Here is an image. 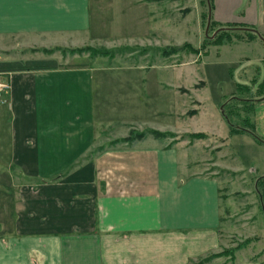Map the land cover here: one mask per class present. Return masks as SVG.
Here are the masks:
<instances>
[{
  "label": "crops",
  "instance_id": "crops-1",
  "mask_svg": "<svg viewBox=\"0 0 264 264\" xmlns=\"http://www.w3.org/2000/svg\"><path fill=\"white\" fill-rule=\"evenodd\" d=\"M211 1L215 30L242 31L209 44L200 65L103 68L113 56L78 50L134 38L123 45L161 47L149 43L167 40L197 51L206 38L202 21L145 20L152 26L136 33L144 20H134L121 34L91 18L90 0H0V74L9 83L0 99V264H191L219 252L224 212L216 168L229 169L219 160L227 153L264 167V56L242 55L212 69L201 64L211 53L231 56L237 45L258 43L264 52V20H257L264 0H249L240 19L233 14L241 0ZM162 2L172 8L177 0H131L142 8ZM212 82L227 88L206 110ZM180 93L197 104L194 112L183 111ZM118 127L219 142L98 140ZM253 248L264 242L226 262L199 264H264V252Z\"/></svg>",
  "mask_w": 264,
  "mask_h": 264
},
{
  "label": "rangeland",
  "instance_id": "rangeland-1",
  "mask_svg": "<svg viewBox=\"0 0 264 264\" xmlns=\"http://www.w3.org/2000/svg\"><path fill=\"white\" fill-rule=\"evenodd\" d=\"M249 0H241L243 7L239 8L234 14V19H240L245 14V7L248 6ZM131 0H90V8L92 12L93 20H99L102 26L109 28L112 30V27L120 30L121 34H123L122 26L123 24H134V20H144L141 23V28L136 25V33L144 32L148 27H151V24L145 25V20H191L192 22H197L198 20L202 21L203 28L206 38L204 41V45L197 51L191 49L190 46L180 42L178 47L166 45L167 40H162L154 42L151 40L149 45H157L161 42V47H138V46H124L123 44L133 43L134 41H138L132 38L130 41L125 39V42L117 47V48H107L108 46L103 45H86L78 50V52L83 51L86 53H90V56L104 57V56H96L97 52H112L113 59L103 62H100L101 67H117L122 66L123 64H135V63H143L148 65H171V64H182L188 63L192 65H200L201 57L204 54L203 50H206V47L209 44L213 43V40L219 38L218 41L222 42L225 38L224 35L230 37V31L223 29H216V26L211 22L207 25L206 20H208V16L211 20V10H212V1L211 0H177V3H174V7H170L169 3H158L157 5L149 4L145 8L137 7ZM177 4V6H176ZM177 8L179 11H177ZM262 9V14L257 18V20H264V12L263 6L260 5ZM229 20H232L229 18ZM208 28V29H207ZM207 29V31H206ZM145 30V31H146ZM134 31V30H131ZM130 31V32H131ZM108 33V32H107ZM110 32L109 34H111ZM127 33V32H126ZM242 34V33H238ZM164 37V36H163ZM190 36H186L187 41L192 44H196V41L189 38ZM221 38V39H220ZM127 41V42H126ZM178 40L174 43H179ZM263 39L259 42V44H263ZM148 43V42H147ZM135 44H139V42H135ZM165 44V45H164ZM258 44V43H256ZM251 44L249 46L237 45L233 48V52L231 56L221 55L218 59L212 55L207 58V60L203 61L201 66L204 68H214L216 65L230 64L240 56H248L249 58H257L264 56V52H259L258 45ZM105 45V44H104ZM141 45V44H140ZM113 47V46H112ZM264 51L263 48H261ZM200 52V53H199ZM264 59V58H263ZM235 60V61H236ZM262 68V76L264 75V61ZM211 68V69H212ZM200 86H196L199 88ZM227 88L225 84H220L219 86L212 82L207 89L208 97L210 101H208L209 105L206 107V110H211L213 108V104L215 100H217L220 95V89ZM200 89V88H199ZM180 106L181 104H185L183 111L185 113L194 112L196 107V103L188 100L186 96H183L180 93ZM111 101L117 99L116 103H114V109H118L119 104H121L120 95L114 93ZM184 101V102H183ZM183 102V103H181ZM190 102V103H189ZM211 103V104H210ZM229 111H233L232 108L228 109ZM182 111V113H184ZM209 112V111H208ZM118 113V112H117ZM213 115L219 117L221 111L214 110L212 112ZM121 116V114H119ZM180 115L181 112H180ZM183 118H186L183 117ZM180 116V121H182ZM164 120V119H163ZM129 129V130H128ZM151 132H156L151 128L146 127H136V128H128V127H118L114 129H107L104 132L103 137H99L98 140H102L104 137H108L110 140L123 141L128 139H134L135 136L139 134L150 135ZM103 133V132H102ZM162 135V144H170V142L177 141H188L192 144L197 143L201 146L209 145L212 143H217L218 140L208 138L205 135H173L171 133L166 132H157ZM196 136V137H195ZM200 136V137H199ZM118 137H124L119 140ZM118 138V139H117ZM215 154L211 157L214 158ZM257 157V156H253ZM215 159V158H214ZM217 160H212L211 162H216ZM222 166H228L229 169L216 168L218 172V178L220 179V196L223 198L222 204V213L221 216V224H220V234H221V247L218 253L210 254L205 258H200L196 262H191V264H199L206 260H213L214 258H221L223 261H228L229 258H232L235 251L241 249L242 247L248 244H256L258 241L264 242V212L262 211V207L264 208V180L262 179V175H264V167L258 169V167L247 166L246 163H242L238 160H233L230 154L225 155V157L219 160ZM252 167L253 170H249ZM256 168V169H254ZM233 170V171H231ZM256 170V171H255ZM225 198V200H224ZM256 245H254L255 248ZM253 248V249H254ZM263 251L264 249H254L253 252Z\"/></svg>",
  "mask_w": 264,
  "mask_h": 264
},
{
  "label": "trees",
  "instance_id": "trees-1",
  "mask_svg": "<svg viewBox=\"0 0 264 264\" xmlns=\"http://www.w3.org/2000/svg\"><path fill=\"white\" fill-rule=\"evenodd\" d=\"M227 31H242V30H236V29H226ZM245 33H250V34H252V35H254V37L256 36L257 37V33L255 32H253V31H250V30H243ZM222 36H225V38L226 39H229V37L227 36V35H222ZM218 39L219 38H216V39H214L213 40V43L212 44H219L220 42L218 41ZM221 39V38H220ZM96 56H107V57H112L113 56V53L112 52H103V53H101V52H97V55ZM150 135L151 136H153V137H156V138H158V139H162L163 137H162V135L161 134H159V133H157V132H151L150 133ZM145 135H143V134H139V135H137V136H135L134 137V139H128V140H123V141H117V142H115V143H129V142H131V141H133V140H135V139H137V138H143ZM201 136V135H200ZM199 136V137H200ZM196 137V136H195ZM114 143V144H115ZM262 211L264 212V208L262 207Z\"/></svg>",
  "mask_w": 264,
  "mask_h": 264
},
{
  "label": "built area",
  "instance_id": "built-area-1",
  "mask_svg": "<svg viewBox=\"0 0 264 264\" xmlns=\"http://www.w3.org/2000/svg\"><path fill=\"white\" fill-rule=\"evenodd\" d=\"M9 90V83L3 79V76L0 74V99L4 93Z\"/></svg>",
  "mask_w": 264,
  "mask_h": 264
},
{
  "label": "water",
  "instance_id": "water-1",
  "mask_svg": "<svg viewBox=\"0 0 264 264\" xmlns=\"http://www.w3.org/2000/svg\"><path fill=\"white\" fill-rule=\"evenodd\" d=\"M210 23V18H209V16H208V20H207V25ZM208 29V28H207ZM207 29H206V31H207Z\"/></svg>",
  "mask_w": 264,
  "mask_h": 264
}]
</instances>
